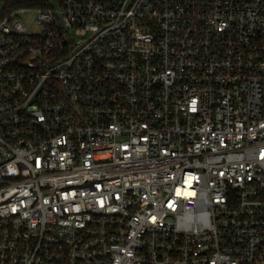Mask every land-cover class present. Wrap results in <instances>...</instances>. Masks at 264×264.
<instances>
[{"label": "built area", "instance_id": "obj_1", "mask_svg": "<svg viewBox=\"0 0 264 264\" xmlns=\"http://www.w3.org/2000/svg\"><path fill=\"white\" fill-rule=\"evenodd\" d=\"M0 264H264V0H0Z\"/></svg>", "mask_w": 264, "mask_h": 264}]
</instances>
